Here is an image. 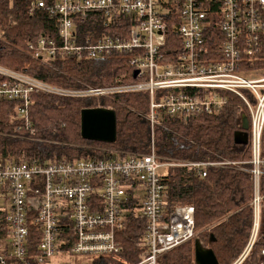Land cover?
<instances>
[{"label":"built area","instance_id":"obj_1","mask_svg":"<svg viewBox=\"0 0 264 264\" xmlns=\"http://www.w3.org/2000/svg\"><path fill=\"white\" fill-rule=\"evenodd\" d=\"M46 8L58 17L57 36L27 42L30 57L99 60L129 54L137 82L121 84L123 74L111 87L69 91L0 65V100L18 103L15 133L0 136L35 139L29 118L32 93L95 99L147 93L152 144L158 110L188 120L222 108L230 93L249 114L251 157L246 162L177 160L157 156L151 145L148 154L103 149L107 159L73 163L41 166L0 161V212L5 226L0 264L10 259L26 264L33 249L39 264L59 253L115 259L121 251L118 235L131 213L146 221L140 243L144 251L135 264H157L162 255L195 238L192 206L176 207L169 214L163 211L160 172L170 168H187L201 177L206 176V168L251 175L249 237L232 264H264V249L257 263H249L254 245L264 239V196L259 193L264 176V71L244 66L264 43V0H54L49 6L34 0L29 14ZM90 16L119 29L118 35L79 40L78 21ZM125 24L128 32L121 30ZM213 25L222 35L218 49L208 46ZM169 28L178 44L169 38ZM163 48L168 50V61Z\"/></svg>","mask_w":264,"mask_h":264},{"label":"trees","instance_id":"obj_2","mask_svg":"<svg viewBox=\"0 0 264 264\" xmlns=\"http://www.w3.org/2000/svg\"><path fill=\"white\" fill-rule=\"evenodd\" d=\"M34 0H0V65L24 73L52 86L77 91L87 87H111L125 74L121 84H134L133 68L129 54H114L99 60L75 59L56 56L48 61L30 57L26 50L29 41L41 36L55 38L58 17L48 9L29 14V5ZM49 6L54 0H44ZM90 16L78 21L77 37H91V41L103 36L118 35L120 30L100 18ZM121 30L127 31V24ZM168 36L177 42L169 28ZM218 37V39H217ZM218 40V42H217ZM222 35L213 25L209 33V47L218 49ZM168 50L162 49L166 55ZM168 61L169 57L165 56ZM247 69L264 71V43L255 57L248 58ZM29 118L34 127L35 139L22 140L12 136H0V161L2 163H33L48 165L59 162L73 163L79 160L107 159L103 149L131 154L154 152L162 158L207 162L250 159L248 143L237 145L234 135L242 130V116L249 127V114L236 96L227 93V103L211 113H202L188 120L170 116L158 110L154 126L153 144L147 93H116L109 97L83 98L32 93ZM17 102L0 100V133H15ZM109 109L116 117V139L112 144L84 140L80 135V113L84 109ZM264 156V129L261 140ZM245 168H249L248 164ZM206 176L187 168H170L160 172L164 187L163 211L169 214L176 207L194 208L195 238L165 253L157 264H196L194 261L195 240L202 247L213 251L218 264H232L244 249L250 232L252 208V179L247 172L231 169L206 168ZM259 193L264 196V176L259 181ZM264 213V199L261 203ZM0 235L4 233L0 212ZM146 221L134 213L126 217V228L119 233L120 254L115 259L96 258L90 264H135L142 254L141 238ZM32 240L34 237L32 236ZM0 240H3L0 236ZM264 239L254 245L249 263H257ZM36 251L26 264H39ZM7 264H22L8 260Z\"/></svg>","mask_w":264,"mask_h":264},{"label":"water","instance_id":"obj_3","mask_svg":"<svg viewBox=\"0 0 264 264\" xmlns=\"http://www.w3.org/2000/svg\"><path fill=\"white\" fill-rule=\"evenodd\" d=\"M137 71L133 77L136 78ZM242 130L234 135V143H248V124L242 116ZM80 135L84 140L112 144L116 139V117L109 109H84L80 113ZM194 261L196 264H218L212 250L202 247L199 239L195 240Z\"/></svg>","mask_w":264,"mask_h":264},{"label":"rangeland","instance_id":"obj_4","mask_svg":"<svg viewBox=\"0 0 264 264\" xmlns=\"http://www.w3.org/2000/svg\"><path fill=\"white\" fill-rule=\"evenodd\" d=\"M151 128V127H150ZM154 132V130H153ZM92 258L87 256H74L68 253L56 254L44 264H90Z\"/></svg>","mask_w":264,"mask_h":264}]
</instances>
